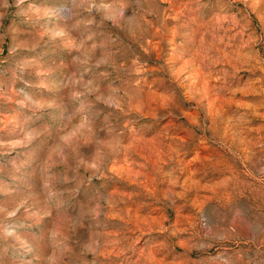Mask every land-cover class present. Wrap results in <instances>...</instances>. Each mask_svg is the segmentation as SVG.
I'll return each mask as SVG.
<instances>
[{
	"label": "rangeland",
	"instance_id": "obj_1",
	"mask_svg": "<svg viewBox=\"0 0 264 264\" xmlns=\"http://www.w3.org/2000/svg\"><path fill=\"white\" fill-rule=\"evenodd\" d=\"M0 264H264V0H0Z\"/></svg>",
	"mask_w": 264,
	"mask_h": 264
}]
</instances>
